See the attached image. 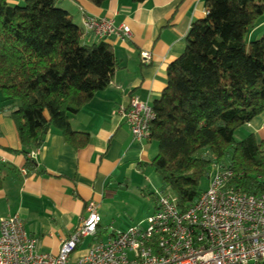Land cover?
<instances>
[{
    "label": "trees",
    "instance_id": "16d2710c",
    "mask_svg": "<svg viewBox=\"0 0 264 264\" xmlns=\"http://www.w3.org/2000/svg\"><path fill=\"white\" fill-rule=\"evenodd\" d=\"M205 6L185 50L168 65L149 137L158 146L150 165L182 208L200 195L215 163L234 170L238 189L264 191V140L236 135L264 111V33L252 37L264 24V0H205ZM84 35L58 0H0V110L16 123L22 147L11 150L27 156L26 175L36 169L31 151L45 144L51 128L77 147L90 141L88 132L71 128L70 115L110 84L119 65L110 43H86ZM3 183L0 173V189Z\"/></svg>",
    "mask_w": 264,
    "mask_h": 264
},
{
    "label": "crops",
    "instance_id": "0c3cea01",
    "mask_svg": "<svg viewBox=\"0 0 264 264\" xmlns=\"http://www.w3.org/2000/svg\"><path fill=\"white\" fill-rule=\"evenodd\" d=\"M8 2L22 4L24 0ZM58 5L81 27L87 16L109 18L117 25L127 24L131 35L105 40L118 60L114 77L70 115L71 128L90 135L85 146L77 147L61 130L51 128L37 150L36 169L26 175L27 156L12 151L22 147L16 123L0 110V173L4 175L0 220L19 214L28 234L36 239L37 251L55 254L89 215L91 202L102 222L119 203L134 198L129 190L139 196L158 190L161 180L150 165L158 153L157 143L151 138L134 140L131 126L116 109L127 105L133 95L151 104L160 97L167 86L168 65L185 50L192 23L206 15L205 0H107L101 6L90 0H58ZM263 29L264 24L252 37ZM83 40L99 42L90 33ZM143 50L152 52L151 62L142 61ZM4 98L0 91V107ZM249 134L264 140V111L236 132L238 138Z\"/></svg>",
    "mask_w": 264,
    "mask_h": 264
},
{
    "label": "built area",
    "instance_id": "2783aa9c",
    "mask_svg": "<svg viewBox=\"0 0 264 264\" xmlns=\"http://www.w3.org/2000/svg\"><path fill=\"white\" fill-rule=\"evenodd\" d=\"M83 30L99 41L131 35L127 24L96 16L85 17ZM141 58L151 62L152 52L141 51ZM116 113L131 126L134 140L150 137L153 104L133 95ZM36 156L37 150L31 151L30 157ZM209 177V187L187 207L163 192L145 223L114 231L106 241L84 249H79L82 241L95 236L101 223L94 202L57 254L37 251L19 214L1 218L0 264H264V191L238 189L234 170L218 163Z\"/></svg>",
    "mask_w": 264,
    "mask_h": 264
},
{
    "label": "rangeland",
    "instance_id": "374dc122",
    "mask_svg": "<svg viewBox=\"0 0 264 264\" xmlns=\"http://www.w3.org/2000/svg\"><path fill=\"white\" fill-rule=\"evenodd\" d=\"M263 33L264 29L261 33L254 35L253 37L258 38ZM209 184L210 177H204L200 183L202 191L207 189L209 187ZM163 192L175 196V192L171 188H163L161 181H159V187L158 190L155 191V194L158 197ZM128 193L134 195V198L129 199V201L127 202L119 203L117 207H115V209H112L110 217L106 221L103 220L101 222V225L97 230V235L91 238L84 239L79 246V249L86 248L93 241H106L114 231H125L130 226L139 224L143 221L145 223L146 219L154 213L156 208L155 201H157V197L155 198L154 194L151 195L150 193H144L139 196L136 195L137 193L130 190L128 191Z\"/></svg>",
    "mask_w": 264,
    "mask_h": 264
}]
</instances>
